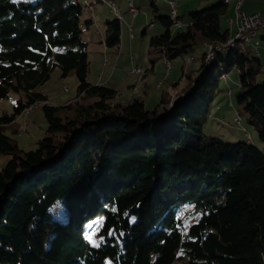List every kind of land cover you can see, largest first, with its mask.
Masks as SVG:
<instances>
[{"label": "trees", "instance_id": "16d2710c", "mask_svg": "<svg viewBox=\"0 0 264 264\" xmlns=\"http://www.w3.org/2000/svg\"><path fill=\"white\" fill-rule=\"evenodd\" d=\"M148 2L164 27L149 40L152 68L156 58L172 64L184 54L200 62L188 73L182 67L178 93L161 91L150 109L147 91L124 101L119 90L87 81L82 25L92 20L81 21L82 0H0V100L16 94L0 125L48 100L38 87L54 69L77 80L76 100L40 105L46 128L34 149H20L0 131V154L10 156L0 169V264H262L261 62L238 40L207 60V45L230 37L220 28L225 1L188 10V23L174 34L181 16L161 15ZM103 26L104 46L117 52L119 20ZM196 44L202 52L193 57ZM230 70L238 74L236 103L262 148L203 132ZM56 208L64 220L52 216ZM98 217L92 245L86 231Z\"/></svg>", "mask_w": 264, "mask_h": 264}, {"label": "rangeland", "instance_id": "374dc122", "mask_svg": "<svg viewBox=\"0 0 264 264\" xmlns=\"http://www.w3.org/2000/svg\"><path fill=\"white\" fill-rule=\"evenodd\" d=\"M109 1L110 0H106V2H102L100 0V2L104 4H99V6H97L98 9H101L100 11H97V13H99V15H102L103 13L109 14L108 18L113 19L115 17V14L109 4ZM174 1L176 3L175 10L178 16H181L182 23H172L170 27L172 34L181 30L188 23V10L201 9L217 3L209 0ZM169 2L170 0H155V4L158 7L159 13L161 15L171 16ZM133 4V7L137 10V16L135 18L132 17L128 12H124L121 14V36L120 45L117 52H114L112 49H106L102 42V36H104V26L101 23V16L99 17V15H96L95 19L91 18L87 13L85 7H83L80 17L81 21L83 22L84 20L89 19L93 20L91 27L92 30L90 31V33L92 32L90 34L92 38L90 36L91 40L88 43L87 47L89 61L87 79L89 80V82H96V84H99L97 76L102 74L105 77L108 73H110V69L116 68L112 80H119V83H117V86L120 90V95L118 96V98L124 101H128L132 99V95H134V97L144 96L142 87L147 83L149 84V88L148 93L144 97V103L145 108L150 109L154 104L157 103L156 97L161 93V91L165 90L169 94H171L175 90V86L173 84L176 81H179L180 77L183 75L182 67H184V71L188 73L190 70L198 67L200 62L198 59L195 60V62H187L191 54H184L183 56L173 59L171 61L172 64L169 68L165 65L163 59L156 58L152 68L151 63L149 62V40L151 37L162 33L164 31V27L158 19L154 18L148 0H135ZM97 8L95 7V10ZM95 12L96 11H94V13ZM150 22H152L153 26L149 25ZM128 25L133 26V37L130 35V30H128L127 28ZM82 28L83 37L85 38L89 34V31H87V28L83 25ZM220 28L221 30L225 29V14H223L220 18ZM143 29H145V33H143ZM259 43V47H261V45L264 44V40H260ZM241 45L243 47H246L247 50L251 54H253L251 52L253 49V44L242 43ZM201 52V46L199 44H196L195 50L192 55L193 57H198ZM227 54L228 53L223 54L225 58L227 57ZM132 56H134L135 58L134 64H132L130 61V59H132ZM105 59L110 61V66H103L104 62L106 61ZM136 64L149 69L148 73L146 74L144 68L141 67L144 70L141 75L130 74L129 71ZM169 73L172 74L168 75ZM136 75L140 78L139 80H137ZM159 81L162 83L161 88H158L156 86V83ZM256 82H264V65L261 66V72L257 75ZM41 87L43 88V90L46 89L48 92L49 99L47 101H42L43 103H38L37 105L32 106L31 111L27 112L26 114H24V112H21L10 123L0 125V131L15 140L18 147L24 151L34 149L36 146V142L40 138H42L45 133L46 122L40 104L44 105L47 103L49 105H62L71 97L72 98L70 99V101L77 99V97L75 96L77 88V80L75 76L73 74H69L67 76L61 77L60 71L57 68L52 71L49 79ZM64 88H66L67 91L64 92ZM228 90L232 91V94L230 96L227 95V93H231ZM238 90V74L235 70H230L220 79V91L218 92L214 102L212 103V106L210 108V116L207 118L203 126V132L206 136L220 137L226 143H236L238 142V140L230 139V135L231 133L236 131V129L239 131V133L242 134L243 132L241 130L243 128L249 133L251 139L243 137L242 142L248 141V143L253 144L258 148H262V142L258 137L257 131L252 126L246 123L245 113L243 112L242 108L239 107L236 103L234 94ZM39 92L44 94L43 91ZM128 96H130V98ZM15 98L16 94L11 91L6 98L0 100V114H10L13 112L12 106ZM217 106H221V108L224 110H233L235 116L240 118L241 123H236L237 119L235 121V118L229 117V115L225 112H223V114L221 115L226 116L224 119H220L219 121L214 120L211 115L217 113ZM254 136L258 138V141L255 144L253 143ZM9 159V155L0 154V169L6 164ZM52 216H56L61 220H64L66 218L65 212L62 208H56L55 210H53ZM99 226L100 217L93 220L92 224H90V227L88 228V231H86V237L92 245H97ZM89 237L91 239H89Z\"/></svg>", "mask_w": 264, "mask_h": 264}, {"label": "crops", "instance_id": "0c3cea01", "mask_svg": "<svg viewBox=\"0 0 264 264\" xmlns=\"http://www.w3.org/2000/svg\"><path fill=\"white\" fill-rule=\"evenodd\" d=\"M83 1V3H85L86 5H92L91 6V13H90V11H89V9H88V7L86 6V5H84V7H85V9H86V11H87V13L90 15V17L91 18H96V15H99V13H97V11H100L101 9H98L97 8V6H99V4H104V3H102V2H100V0H82ZM102 1V0H101ZM130 0H110L109 1V4H111V3H113L114 4V6L115 7H117L119 10H120V12H121V14L122 13H126V12H128V5H127V3L129 2ZM135 0H131V2H132V6H134V4H133V2H134ZM137 1H139V0H137ZM174 1V0H173ZM209 1H212V2H220V1H225V0H209ZM106 2V1H105ZM238 2H240L239 3V5H238V10L241 12V13H243V14H246V15H248V14H252V13H261V14H264V0H227L226 1V12H225V29L224 30H227V32H228V35L229 36H231L232 34H233V30H234V28L233 27H228V24H227V20L229 19V18H232V17H234V15H235V12H236V7H237V4H238ZM90 3V4H89ZM174 4L176 5V3H175V1H174ZM111 6V5H110ZM95 7L97 8L96 10H95ZM113 10V9H112ZM94 11H96L95 13H94ZM105 12V11H104ZM114 12V11H113ZM130 12V11H129ZM128 12V13H129ZM130 14V13H129ZM109 14H106V13H103L102 15H99V17L100 18H102V21H101V23L103 24V22L106 20V19H110V18H108L109 16H108ZM131 15V14H130ZM174 15H175V17H176V15H177V12L175 11V13H174ZM115 16V15H114ZM132 16V15H131ZM137 16V14L134 16V18ZM92 22H93V20H92ZM92 22L90 23V24H88L87 26L86 25H84L86 28H87V31H89L88 33V35L84 38L86 41H87V47H88V43L90 42V34L92 33H90V31L92 30ZM120 22V21H119ZM151 23V22H150ZM131 27H132V37H133V26L131 25ZM127 28H128V26H127ZM144 30V33H145V29H143ZM94 34H96V33H94ZM83 35V34H82ZM258 35H259V39L262 41V40H264V39H261L260 37H264V31H260L259 33H258ZM120 36H121V34H120ZM228 36V37H229ZM233 36V35H232ZM103 37L104 36H102V39H103ZM131 37V38H132ZM91 38H92V36H91ZM103 42V41H102ZM260 45V44H259ZM106 48V47H105ZM107 49V48H106ZM258 58H259V60H260V62H261V66L262 65H264V44H262L261 45V47H258ZM131 57V56H130ZM132 58H133V61H131V59H130V61H131V63L132 64H134L135 63V58H134V56H132ZM262 59V60H261ZM106 60V59H105ZM106 65V66H105ZM103 66H105V67H107V66H110V61L109 60H106L105 62H104V65ZM135 66H140L139 64H136ZM140 67H142V68H144V70L146 69V67H144V66H140ZM116 69V68H115ZM115 69H110L111 71H110V73H108L107 74V76H103L102 74L101 75H99V76H97V80H98V83L99 84H103V85H107V86H109V87H111V88H113V89H116V90H119V88H118V86H117V83H119L118 81L119 80H112V78H113V76H114V74H115ZM172 73H169L168 75H171ZM137 76V75H136ZM140 78L137 76V80H139ZM136 80V81H137ZM146 80V79H145ZM87 81H89L88 79H87ZM91 84H96V82H90ZM112 83H114V84H112ZM145 83H146V81H145ZM43 85V84H42ZM41 85V86H42ZM41 86H39L38 87V90L39 91H43L44 92V94L46 95V97L49 99V96H48V92H47V90L46 89H44L43 90V88L41 87ZM156 86L158 87V88H161L162 87V83L159 81V82H157L156 83ZM136 87V86H135ZM143 95L144 94H146L145 93V91H147V93H148V88H149V84H147L146 83V85L144 86L143 85ZM136 90V89H135ZM178 89L177 88H175V90L171 93L172 95H174V93L177 91ZM120 91V90H119ZM165 91V90H164ZM228 91H230L231 93H232V91L231 90H228ZM227 91V92H228ZM166 93H167V91H165ZM129 98H130V96H128ZM127 97V98H128ZM132 98H134V95H132L131 96ZM135 97H137V96H135ZM72 98V97H71ZM70 98V99H71ZM70 99H68V100H66L63 104H66V103H68L69 101H70ZM126 99V98H125ZM156 102L160 99V94L159 95H157V97H156ZM145 101V100H144ZM62 104V105H63ZM229 104V103H228ZM227 109V108H226ZM223 112H225V113H227L228 115H229V117H233V118H236V116H235V114H234V112H233V110H230V109H227V110H224V109H222L221 108V106L220 107H218L217 106V113H215V114H213V115H211V117L214 119V120H216V121H219L220 119H224L226 116L225 115H223V116H221L222 114H223ZM241 129V128H240ZM243 133L241 134V133H239V131L236 129V131H234L233 133H231V135H230V139H237V140H243L242 138L243 137H247L246 135H245V130L242 128V130H241ZM249 139H251V136H250V138ZM254 144L255 143H257V141H258V138L256 137V136H254ZM262 264H264V257H262Z\"/></svg>", "mask_w": 264, "mask_h": 264}, {"label": "built area", "instance_id": "2783aa9c", "mask_svg": "<svg viewBox=\"0 0 264 264\" xmlns=\"http://www.w3.org/2000/svg\"><path fill=\"white\" fill-rule=\"evenodd\" d=\"M170 5V15L172 18H174L175 13V4L174 1L171 0L169 2ZM130 13V12H129ZM132 17H134L136 14L130 13ZM149 25H153L150 23ZM231 27L234 28L233 30V36L237 34H244L248 36L252 42L256 45V49L258 50L259 47V35L258 33L260 31H264V14L261 13H252V14H243L239 10L237 11L236 17L231 22ZM231 39H229L230 41ZM133 61V59H131ZM167 66V61H166ZM139 66H134L131 68L129 73H133L134 70H136ZM229 96V93H227Z\"/></svg>", "mask_w": 264, "mask_h": 264}, {"label": "bare ground", "instance_id": "6f19581e", "mask_svg": "<svg viewBox=\"0 0 264 264\" xmlns=\"http://www.w3.org/2000/svg\"><path fill=\"white\" fill-rule=\"evenodd\" d=\"M106 0H102V2H105ZM227 0H225V2H226ZM239 3L240 2H238V4H237V7H236V12H235V15H234V17H232V18H229L228 19V26L229 27H231V22L233 21V19L236 17V14H237V11H238V5H239ZM111 5V7H112V9H113V11H114V14H115V17L119 20V21H121V19H122V16H121V12H120V10L117 8V7H115L114 6V4L113 3H111L110 4ZM127 5H128V8H129V11L131 12V13H133V14H137V10L132 6V2L131 1H129L128 3H127ZM87 7H88V9H89V11H90V13H91V5H86ZM128 11V12H129ZM153 26V25H152ZM131 29H132V27L131 26H129L128 25V30H130V35L132 36V31H131ZM229 39H231L230 41H229ZM235 40L237 41H239V42H241V43H248V44H253V49H252V52H253V54H255L256 56L258 55V50L256 49V45L252 42V40L248 37V36H246V35H244V34H237V35H234V36H230L227 40H226V42L224 43V44H221V45H219V44H214V45H210L209 43V45H207V54H206V58H207V60L208 59H211L212 57H213V55L215 54L214 53V50H224V49H228L229 47H233V46H235ZM212 44V43H211ZM206 46V45H205ZM133 59V58H132ZM164 63H165V65H166V60H164ZM171 66V64L169 63V61H167V67L169 68ZM143 69L141 68V67H138L136 70H134V72L133 73H130V74H137V75H141L142 73H143ZM100 77V76H99ZM63 91L65 92V91H67V89L66 88H64L63 89ZM230 95V94H229ZM40 103V102H39ZM43 103V102H42ZM38 103H34V104H32L31 106H29V107H27V108H25L22 112H24V114H26L27 112H29V111H31V108H32V106H34V105H37ZM41 105V104H40Z\"/></svg>", "mask_w": 264, "mask_h": 264}, {"label": "water", "instance_id": "95a60500", "mask_svg": "<svg viewBox=\"0 0 264 264\" xmlns=\"http://www.w3.org/2000/svg\"><path fill=\"white\" fill-rule=\"evenodd\" d=\"M261 39H264V37H260ZM179 90H177L174 94H177ZM172 104V103H171ZM171 104H170V108H171Z\"/></svg>", "mask_w": 264, "mask_h": 264}, {"label": "snow or ice", "instance_id": "6c2138e0", "mask_svg": "<svg viewBox=\"0 0 264 264\" xmlns=\"http://www.w3.org/2000/svg\"><path fill=\"white\" fill-rule=\"evenodd\" d=\"M89 239H91V238L89 237Z\"/></svg>", "mask_w": 264, "mask_h": 264}]
</instances>
